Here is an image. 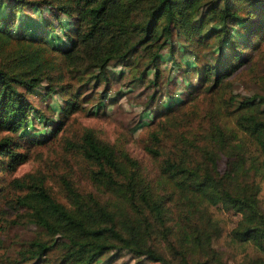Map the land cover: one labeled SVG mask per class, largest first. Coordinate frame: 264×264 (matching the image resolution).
Masks as SVG:
<instances>
[{
  "label": "trees",
  "instance_id": "1",
  "mask_svg": "<svg viewBox=\"0 0 264 264\" xmlns=\"http://www.w3.org/2000/svg\"><path fill=\"white\" fill-rule=\"evenodd\" d=\"M29 10H37L40 17L34 18ZM45 11L47 15L42 14ZM62 16L67 19V27ZM55 21L65 27L64 43L62 37L57 44H51ZM235 29L242 39L236 36ZM252 32L264 34V0H0V47L12 41L20 47L7 57L8 64H0V130L12 135L0 140V153L7 156L6 167L13 171L26 159V155L14 150L15 138L46 144L64 125L62 120L45 116L27 96L46 98L64 90L63 85H53L52 80L41 87L46 51H61L68 60L86 52L90 60L86 67L90 75L82 77L60 110L65 117L77 99L89 101L82 86L102 82L107 85V68L117 63L142 64L136 71L140 78H130L129 83L160 88L158 95L152 88L144 107L148 110L154 101L159 102L154 111L157 116L180 103H174L176 94L164 99L165 70L171 73L176 68L189 82V75L197 72L194 89H219L249 63L247 50L255 46L245 35ZM165 50L171 59L166 68L161 57ZM150 71L152 78L146 79ZM225 104L220 112L234 118L239 133L215 129L221 155L205 149V168L165 158L162 176L170 191L162 189L160 181L148 179L138 162L128 155H123V162L118 160L113 148L90 131L79 143L80 153L95 167L90 172L92 181L110 191L115 202H100L96 195L82 194L73 182L61 178L68 203L64 204L53 196L43 177L14 179L12 184L22 192L17 204L40 231V237L29 241L18 253L20 262L97 264L105 255L115 258L127 252L159 264H224L221 252L213 247L222 229L200 208L209 204L240 214L230 230L229 244L250 245L257 255L247 254L238 264H264V211L258 198L259 186L255 184L256 176L264 178V117L255 112L264 104V94L231 96ZM101 106L100 103L98 108ZM96 112L97 108L91 113ZM37 120L52 126L50 131H36ZM250 146L255 150L246 157ZM145 150L153 157L160 156L154 146L148 145ZM223 157L222 173L219 161ZM231 175L228 180L238 182L225 180ZM247 177L251 180L245 183ZM171 202L185 212L183 219L175 223L169 215ZM160 238L166 247L156 245ZM166 248L173 258L164 252Z\"/></svg>",
  "mask_w": 264,
  "mask_h": 264
},
{
  "label": "rangeland",
  "instance_id": "2",
  "mask_svg": "<svg viewBox=\"0 0 264 264\" xmlns=\"http://www.w3.org/2000/svg\"><path fill=\"white\" fill-rule=\"evenodd\" d=\"M34 11L35 13H32L29 10V14L39 18L37 10ZM42 14L47 15V12ZM61 21L66 27L68 26L66 17L62 16ZM55 24H57L56 21ZM54 30L51 32L53 37L51 44H57L56 41H60L62 37L64 43L66 41L63 36L65 27L57 24ZM235 33L238 38H243V35H237V31ZM245 36L255 46L247 50L250 55L249 63L239 68L219 89L212 92L194 89L192 85L196 84L197 72L193 71L189 75L191 79L189 82L188 78L185 81L177 73L176 68H173L171 73L165 70L162 75V81L166 84L165 92L163 91L164 99L176 94L174 103L179 101L180 103L174 105L171 111L157 116V112L155 114L154 111L159 102L154 101L150 106L152 108L144 109L150 100V93L157 88L152 86L145 88L144 83L140 85L129 83L130 78H140L139 74L136 75V71L142 64L127 66L117 63L107 68L109 72L107 85L104 86L102 82L82 86V92L88 94L89 101L77 99L76 105L70 110L71 113L65 117L60 110L65 106V99L71 96V91L79 87L82 77L85 79L90 75L86 69L90 60L86 52H80L68 60L61 51H46L42 60L44 70L41 74V77L45 79L41 87L48 85L52 80L53 85H63L64 90L46 98L36 94L27 96L42 109L45 116L55 121L62 120L64 125L62 130L46 144H30L24 140L17 141L15 138L14 143H17V146L13 145L14 150L26 155V159L13 171L6 167V154L0 153V264H23L20 262L18 253L26 248L25 245L29 241L40 237L39 229L31 223L26 212L17 204V197L22 192L12 184L14 179L27 176L43 177L53 196L64 204L68 203L60 185L61 178L73 182L82 194L96 195L100 198V202L116 201V197L111 195L110 191L104 190L103 187L98 186V182H93L91 179L90 172L95 167L81 155L79 150V143L86 131H90L97 139L111 146L121 162H123V155H128L137 161L148 179L160 181L164 184L160 187L168 191H170L167 187L169 183L164 182L165 179L162 176L165 158H178L190 166L205 168L207 166L205 149L221 155L216 143L219 139L215 129L222 127L224 132L239 133L234 118L220 112L225 107L226 101L231 96L242 98L256 93L264 94V34L252 32ZM17 48L20 49L14 41L8 46L0 47V64H8L7 57L13 56ZM161 57L164 68L171 65V59L166 50L162 51ZM166 77L169 78L168 81ZM151 78L150 71L146 79ZM136 81L140 82L139 79ZM157 91L158 95L160 88ZM102 92H104L103 97H101ZM171 100L172 98L169 99V103ZM100 103L102 106L98 108ZM96 108V114H92L91 112ZM151 109H153L152 113ZM159 109L160 112L163 111ZM255 112L264 117V104L257 107ZM34 127L36 131L49 132L52 126H45L43 121L37 120ZM5 136L12 135L5 130H0V140ZM148 145L159 149L160 156L153 157L149 154L145 150ZM229 146L231 147V144ZM254 150V146L248 147L246 157ZM224 158L219 161L222 173L225 169ZM231 177L233 175L225 180L229 183L238 182V180L233 182L228 180ZM247 178L245 183L251 180ZM255 181V184L259 186L258 198L264 211V178L256 176ZM174 204L175 202L170 204L169 215L175 223L183 219L185 212L182 206H174ZM200 208L216 220L222 229L221 236L213 242V247L221 252L224 264H238L247 254L252 257L257 255V251L250 245L242 247L229 244V233L238 221L239 213L234 210H225L219 205L204 204ZM156 245L166 247L162 238ZM164 252L171 258L174 257L170 249L166 248ZM111 256L112 254L105 255L97 264H159L143 257L136 258L127 252H121L115 258Z\"/></svg>",
  "mask_w": 264,
  "mask_h": 264
}]
</instances>
